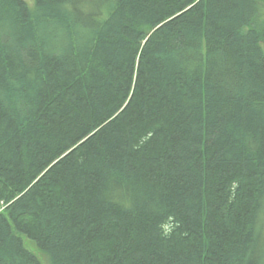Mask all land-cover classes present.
<instances>
[{
    "label": "trees",
    "instance_id": "16d2710c",
    "mask_svg": "<svg viewBox=\"0 0 264 264\" xmlns=\"http://www.w3.org/2000/svg\"><path fill=\"white\" fill-rule=\"evenodd\" d=\"M259 0H0V264H264Z\"/></svg>",
    "mask_w": 264,
    "mask_h": 264
},
{
    "label": "rangeland",
    "instance_id": "374dc122",
    "mask_svg": "<svg viewBox=\"0 0 264 264\" xmlns=\"http://www.w3.org/2000/svg\"><path fill=\"white\" fill-rule=\"evenodd\" d=\"M260 3V5L263 7V14L259 17L258 21L259 23H264V0H259L258 1ZM24 239V243L25 246L28 250H30L31 252H33L37 257H39L40 261L43 264H50L49 261L47 260L46 256L43 255L41 252H39L34 244V242L27 240L25 238Z\"/></svg>",
    "mask_w": 264,
    "mask_h": 264
}]
</instances>
